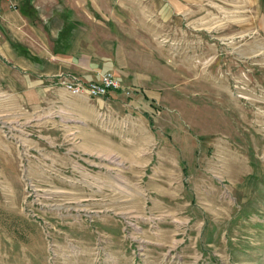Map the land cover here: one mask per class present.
<instances>
[{
  "label": "rangeland",
  "instance_id": "obj_1",
  "mask_svg": "<svg viewBox=\"0 0 264 264\" xmlns=\"http://www.w3.org/2000/svg\"><path fill=\"white\" fill-rule=\"evenodd\" d=\"M58 3L134 78L73 94L100 74L0 56V264H264V0Z\"/></svg>",
  "mask_w": 264,
  "mask_h": 264
},
{
  "label": "crops",
  "instance_id": "obj_2",
  "mask_svg": "<svg viewBox=\"0 0 264 264\" xmlns=\"http://www.w3.org/2000/svg\"><path fill=\"white\" fill-rule=\"evenodd\" d=\"M57 1L0 0L6 33L0 56L36 77L70 71L93 79L111 71L121 81L133 79L116 37L96 22L94 32L88 31L91 20Z\"/></svg>",
  "mask_w": 264,
  "mask_h": 264
},
{
  "label": "built area",
  "instance_id": "obj_3",
  "mask_svg": "<svg viewBox=\"0 0 264 264\" xmlns=\"http://www.w3.org/2000/svg\"><path fill=\"white\" fill-rule=\"evenodd\" d=\"M52 80L55 83H61L73 94H87L90 96H105L110 93L130 94V90L125 86L121 79L111 71H105L100 74L97 80L83 81L71 73H60Z\"/></svg>",
  "mask_w": 264,
  "mask_h": 264
}]
</instances>
